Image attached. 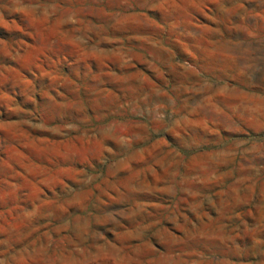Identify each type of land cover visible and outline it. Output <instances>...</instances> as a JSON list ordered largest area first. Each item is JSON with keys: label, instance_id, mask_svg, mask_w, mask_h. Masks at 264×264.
I'll list each match as a JSON object with an SVG mask.
<instances>
[{"label": "rangeland", "instance_id": "rangeland-1", "mask_svg": "<svg viewBox=\"0 0 264 264\" xmlns=\"http://www.w3.org/2000/svg\"><path fill=\"white\" fill-rule=\"evenodd\" d=\"M0 264H264V0H0Z\"/></svg>", "mask_w": 264, "mask_h": 264}]
</instances>
